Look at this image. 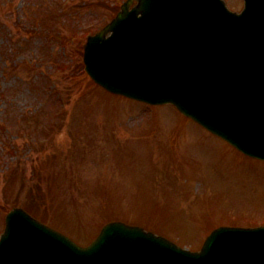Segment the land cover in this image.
Instances as JSON below:
<instances>
[{"label":"rangeland","instance_id":"1","mask_svg":"<svg viewBox=\"0 0 264 264\" xmlns=\"http://www.w3.org/2000/svg\"><path fill=\"white\" fill-rule=\"evenodd\" d=\"M61 1L0 0V234L15 205L83 243L112 220L193 248L220 224L264 223V160L173 104L114 94L87 74L81 32L100 29L124 0H79L63 13ZM41 120L58 126L49 143Z\"/></svg>","mask_w":264,"mask_h":264},{"label":"water","instance_id":"2","mask_svg":"<svg viewBox=\"0 0 264 264\" xmlns=\"http://www.w3.org/2000/svg\"><path fill=\"white\" fill-rule=\"evenodd\" d=\"M194 0H191V3ZM169 5L176 6L175 16ZM129 1L87 46V70L109 89L173 102L245 152L264 157V0L242 13L222 0ZM108 29L113 35L106 37ZM0 264H264V226H222L199 251L121 221L83 247L48 230L22 208L7 215Z\"/></svg>","mask_w":264,"mask_h":264}]
</instances>
